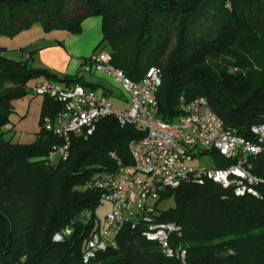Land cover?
I'll return each instance as SVG.
<instances>
[{"label": "trees", "instance_id": "trees-1", "mask_svg": "<svg viewBox=\"0 0 264 264\" xmlns=\"http://www.w3.org/2000/svg\"><path fill=\"white\" fill-rule=\"evenodd\" d=\"M91 17L102 19V40L94 52L108 46L113 65L127 78L137 82L149 68L161 70L163 121L181 116V97H203L226 129L240 136L252 139L251 128L264 124V0H0V38H15L35 24L45 33L80 34ZM5 53L0 48V264H84L86 243L102 224L96 216L102 200L100 192L83 187L99 174L119 170L112 152L122 166L132 165L129 144L142 133L106 118L88 139L73 138L66 162L51 166L47 158L61 142L45 130L44 120L62 106L44 98L35 143L6 141L3 130L16 114L13 103L30 94L31 82L100 86L31 68L34 52L19 61ZM216 60L221 62L211 66ZM202 155H211L217 168L233 163L217 152ZM254 166L264 178V155ZM167 200L174 206L163 211L160 204ZM157 206L161 221L181 227L189 264H264V200L235 197L214 183H184L166 190ZM67 228L71 235L54 242ZM91 264L178 262L125 228L118 248L99 253Z\"/></svg>", "mask_w": 264, "mask_h": 264}, {"label": "built area", "instance_id": "built-area-1", "mask_svg": "<svg viewBox=\"0 0 264 264\" xmlns=\"http://www.w3.org/2000/svg\"><path fill=\"white\" fill-rule=\"evenodd\" d=\"M24 58L29 60L30 55L25 54ZM81 72L105 75L120 83L130 97V106L115 108L107 95L82 85L49 80L38 83L32 89L33 94L51 98L62 106L54 118L44 121L45 130L61 142L48 156L47 163L53 166L56 154L61 162H66L73 138L88 139L98 124L109 117L123 127L133 126L142 133L140 139L129 144L132 165L122 166L121 159L112 152L110 157L119 170L99 174L83 187L100 192L101 200L112 206L104 224H100L86 243L84 264H91L99 253L116 250L125 228L156 243L167 259L189 264L181 227L161 221L157 206L166 190L184 183L200 186L214 183L235 197L264 200V178L254 171V161L264 155V124L251 128L252 139L240 136L237 131L226 129L224 121L203 97L192 100L181 97V116L174 122H165L159 117L161 70L151 67L140 81L134 82L113 65V55L107 50L94 52L82 60ZM212 152L232 161V165L226 168L192 165L198 156ZM91 218L89 212L87 219ZM71 233L70 228L63 230L54 236V242L65 241Z\"/></svg>", "mask_w": 264, "mask_h": 264}, {"label": "crops", "instance_id": "crops-1", "mask_svg": "<svg viewBox=\"0 0 264 264\" xmlns=\"http://www.w3.org/2000/svg\"><path fill=\"white\" fill-rule=\"evenodd\" d=\"M30 31H32V29L29 31L22 32L15 38H10L12 39V42H7V40H5L6 37L0 38V48H4L6 50L5 56L7 58L8 53L11 51L17 52L18 50L21 51V49L26 48L28 53H30L33 50H37V57L39 61L44 62L47 68H49V70H51L52 72H63L64 76H70L74 78L83 77V80L88 83L85 80V76L81 72V66L82 60L88 58L83 56H88L91 51L85 53L84 49L86 48L87 43L88 48L90 46H94V53L96 47L102 39L98 41L97 38H91L90 40H88V42L78 45L73 39H65L64 36L59 37V39L53 40L51 39V35H53L55 32L45 33L42 29L43 34H39L34 39H26L25 42L22 43L15 42V39H18L22 35L29 34ZM59 33H61L59 35H64V32L62 31ZM54 42H60V44L53 45ZM72 54L76 57H73ZM24 56L25 54H23L22 60H25ZM36 64L37 62L35 61L34 65L36 66ZM42 81H44V79L39 80V82ZM28 96L30 97L28 100L27 113L24 115V117L16 119L15 122L12 121V124L4 128L3 130L6 133L5 140L11 142L12 144L31 145L35 143V141L37 140V136L41 130L40 123L45 100L44 98L38 97L35 94H29ZM15 102L13 103V105L15 104Z\"/></svg>", "mask_w": 264, "mask_h": 264}, {"label": "rangeland", "instance_id": "rangeland-1", "mask_svg": "<svg viewBox=\"0 0 264 264\" xmlns=\"http://www.w3.org/2000/svg\"><path fill=\"white\" fill-rule=\"evenodd\" d=\"M82 28H83V30H82V33H80V34H71L67 31H62V32H64L63 33L64 35H59V34H61V33H59L61 31H54L55 33L53 35H51V39L55 40V39H59V37H61V36H64L65 39L66 38L73 39L75 41V43L78 45H81L83 43L88 42V40H90L91 38H97L98 41H100L102 39V19L100 17H91V18L86 19L82 24ZM39 34H43L41 25L35 24L32 28V31H30L29 34L22 35L18 39H15V42L22 43V42H25L26 39H34ZM5 40H7V42H12L11 41L12 39H10V38H5ZM53 45H59V43L54 42ZM93 49H94V46H90L88 48L87 43H86V48L84 49V52L88 53V51H91V53L88 54V56H83V57L89 58L93 53ZM106 50L110 51L108 46L106 47ZM31 52H34V58H33V60H31L29 62V65L31 68L47 70L53 74H56L59 77L64 76L63 72H61V73L56 72V71L52 72L51 70H49V68H47V66L44 62L39 61V59L37 57V53H38L37 50H33ZM73 57H76V56L73 55ZM8 58L19 61V60L23 59V53L20 50H18L17 52L11 51L8 53ZM35 61L37 62L36 66L34 65ZM220 62H221L220 60L210 61V64L212 66L213 64H217ZM236 70H239V69H236ZM84 76H85V80L88 83H92V84H96V85L100 86V88L97 89L98 94H104L103 87L110 92L109 95H107V97L109 98V100L111 101V103L113 104V106L115 108L126 109L130 106V97L124 92L121 84L116 82L114 79H112L108 76H105V75H95V77H94V76L85 74ZM38 83H40V82L39 81L31 82L30 88L33 89ZM28 92H30V94H33L31 89ZM29 97L30 96H26L25 99L23 98V99L17 100L15 102L14 109H15L16 115H14L12 117L13 122H15V120L19 119L20 117H24V115L27 113ZM128 100H129V103L126 102ZM125 102L127 104H125ZM60 162H61V158L58 154H56L53 163H54V165H58V164H60ZM192 165H195V166L206 165L209 167H213V166H216V160L214 158L212 159L209 155H200V156H198V159H196ZM173 206H174V201L173 200H167V201H164L163 203L160 204V209L165 211V210H168L169 208H172ZM111 209H112V206L109 202L102 201L101 205L96 210V216L102 224H104L105 218H106L107 214L111 211Z\"/></svg>", "mask_w": 264, "mask_h": 264}]
</instances>
